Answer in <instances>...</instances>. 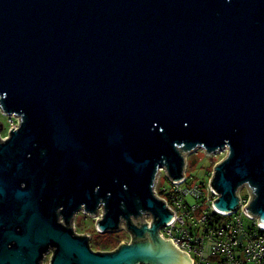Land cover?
I'll return each mask as SVG.
<instances>
[{
	"label": "water",
	"instance_id": "95a60500",
	"mask_svg": "<svg viewBox=\"0 0 264 264\" xmlns=\"http://www.w3.org/2000/svg\"><path fill=\"white\" fill-rule=\"evenodd\" d=\"M0 104V264H192L154 184L197 147L228 150L214 205L246 185L264 224V0H0ZM80 211L134 244L94 252Z\"/></svg>",
	"mask_w": 264,
	"mask_h": 264
},
{
	"label": "built area",
	"instance_id": "2783aa9c",
	"mask_svg": "<svg viewBox=\"0 0 264 264\" xmlns=\"http://www.w3.org/2000/svg\"><path fill=\"white\" fill-rule=\"evenodd\" d=\"M14 116V115H10ZM19 124L11 117V130H15ZM200 148V147H198ZM207 155L213 157L218 153L228 152L227 148L208 152L201 148ZM189 152L184 153L183 178L174 180L169 171L162 167L158 170L154 192L164 202L167 208L174 211V216L168 223L160 227L163 236L172 240L173 244L181 251L188 254L192 264H264V224L256 217L250 215L246 209L250 196H244L239 189L241 201L231 211H223L214 205V201L221 196L220 192L214 191L211 181L214 179V169L210 171L206 181H194L188 174ZM164 170L169 185L164 184ZM77 216V215H76ZM76 216L73 219L74 233L87 236L92 239L89 232H79L77 229ZM95 219V229L99 233L105 231L98 226L103 212L99 211L90 215ZM151 222L152 218L145 217ZM66 224L64 219H60ZM53 248H49L43 255V264L51 263Z\"/></svg>",
	"mask_w": 264,
	"mask_h": 264
},
{
	"label": "rangeland",
	"instance_id": "374dc122",
	"mask_svg": "<svg viewBox=\"0 0 264 264\" xmlns=\"http://www.w3.org/2000/svg\"><path fill=\"white\" fill-rule=\"evenodd\" d=\"M11 117L13 120H15V123H19L23 121V116H10L9 114L5 113L2 109V106L0 104V133L3 137L8 136V129L11 125ZM187 155L189 156V167H188V174L191 176L192 180L200 182V181H206L209 177L210 171L214 169V165L216 162L222 161L225 156L227 155L226 152L224 153H218L216 155H212L213 157H210V155H207L204 150L201 148H194L191 150L190 153ZM218 162V163H219ZM216 166V165H215ZM164 184L167 186L169 185V180L166 178V172L164 170ZM241 193L244 196H250L248 188L246 185H243L241 187ZM151 216L149 215V218ZM76 223H77V229L79 232H89L93 235L92 242H101L104 243L111 242L112 240H115L117 243L119 238L124 237L125 234H112L110 232L105 233H99L95 229V219L92 218L89 214L80 211L78 212L76 216Z\"/></svg>",
	"mask_w": 264,
	"mask_h": 264
},
{
	"label": "crops",
	"instance_id": "0c3cea01",
	"mask_svg": "<svg viewBox=\"0 0 264 264\" xmlns=\"http://www.w3.org/2000/svg\"><path fill=\"white\" fill-rule=\"evenodd\" d=\"M149 215H150L149 213H146L145 217H147L149 219ZM145 217H144V219H145ZM150 218H152V216ZM126 227H127V220L122 219L120 230L114 232L115 234H122V233L125 234L124 237H121V241L118 244L111 245L108 243H104L103 241H101L99 243L98 242L93 243L92 239H91V240H89V246L91 247V249L94 252H97V253H113L115 251L120 250L124 244H128V245L134 244L133 233L131 232V230L127 229ZM164 238H167V237L164 236Z\"/></svg>",
	"mask_w": 264,
	"mask_h": 264
},
{
	"label": "trees",
	"instance_id": "16d2710c",
	"mask_svg": "<svg viewBox=\"0 0 264 264\" xmlns=\"http://www.w3.org/2000/svg\"><path fill=\"white\" fill-rule=\"evenodd\" d=\"M110 233L115 234L114 232H110ZM92 238H93V236H92ZM120 241H121V238H119L117 243L115 242V240H112L111 242H108V244L115 245V244H118Z\"/></svg>",
	"mask_w": 264,
	"mask_h": 264
},
{
	"label": "flooded vegetation",
	"instance_id": "af4514ba",
	"mask_svg": "<svg viewBox=\"0 0 264 264\" xmlns=\"http://www.w3.org/2000/svg\"><path fill=\"white\" fill-rule=\"evenodd\" d=\"M24 184V183H23Z\"/></svg>",
	"mask_w": 264,
	"mask_h": 264
}]
</instances>
